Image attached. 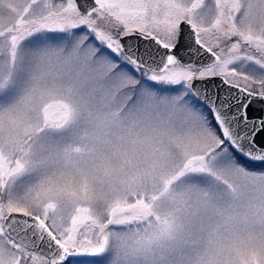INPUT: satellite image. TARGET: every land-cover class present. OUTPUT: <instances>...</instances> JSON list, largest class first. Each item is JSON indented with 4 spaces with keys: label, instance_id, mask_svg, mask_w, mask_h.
Listing matches in <instances>:
<instances>
[{
    "label": "snow or ice",
    "instance_id": "1",
    "mask_svg": "<svg viewBox=\"0 0 264 264\" xmlns=\"http://www.w3.org/2000/svg\"><path fill=\"white\" fill-rule=\"evenodd\" d=\"M0 264H264V0H0Z\"/></svg>",
    "mask_w": 264,
    "mask_h": 264
},
{
    "label": "water",
    "instance_id": "2",
    "mask_svg": "<svg viewBox=\"0 0 264 264\" xmlns=\"http://www.w3.org/2000/svg\"><path fill=\"white\" fill-rule=\"evenodd\" d=\"M128 39L129 41H135L136 38L135 37H129V38H126ZM181 55H183V53H181ZM198 83H206L207 84V87L209 88V90L211 92H214L216 90L215 88V85H216V81H211V82H198Z\"/></svg>",
    "mask_w": 264,
    "mask_h": 264
}]
</instances>
